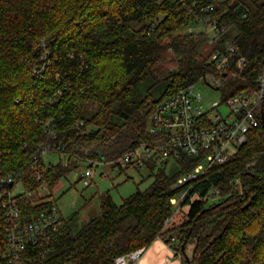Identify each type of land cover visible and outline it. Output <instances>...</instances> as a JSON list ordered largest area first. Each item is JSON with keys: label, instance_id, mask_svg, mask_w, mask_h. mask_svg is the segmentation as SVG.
<instances>
[{"label": "trees", "instance_id": "obj_1", "mask_svg": "<svg viewBox=\"0 0 264 264\" xmlns=\"http://www.w3.org/2000/svg\"><path fill=\"white\" fill-rule=\"evenodd\" d=\"M251 3L0 0V179L26 173L28 189L42 183L50 188L84 160L115 169L126 154L157 141L149 132L156 106L208 74L222 76L225 100L253 92L264 68V0ZM201 16L225 27L219 42L235 46L231 62L246 59L242 72L236 74L235 65L227 73L218 69L212 59L216 48L208 46L204 31L190 30ZM169 55L175 61L171 68ZM263 113L264 105L257 112L259 126L237 154L201 177L194 190L200 198L187 202L182 224L165 225L174 214L173 185L199 159L182 155L171 173L169 161L148 159L153 181L146 190L121 204L109 192L101 194L98 215L76 230L63 217L55 235L30 247L22 264H116L117 257L163 236H174L171 245L178 251L184 242L186 251L194 244L187 251L189 264H264ZM40 146L66 153L67 161L47 170ZM34 157L40 182L34 179ZM213 189L221 199L208 205ZM19 202L28 217L55 204ZM0 264H10L1 251Z\"/></svg>", "mask_w": 264, "mask_h": 264}, {"label": "built area", "instance_id": "obj_2", "mask_svg": "<svg viewBox=\"0 0 264 264\" xmlns=\"http://www.w3.org/2000/svg\"><path fill=\"white\" fill-rule=\"evenodd\" d=\"M202 10H208V8L205 7ZM197 20L201 28L196 30L193 26L190 30L195 33L204 31L209 43L216 48L212 53V59L218 69L227 73L232 71L235 65L236 74L242 72L247 66L246 59L241 57L238 62H231L235 57V46L229 41L226 45L219 42L225 27L220 26L209 16L197 17ZM210 33H213V37ZM200 81L219 90L222 101L215 102L211 107L206 108L203 93L195 89L196 83L165 98L156 106L149 121V132L157 137V141L151 145L140 146L143 148L141 153H137V148L118 161L120 166H129L128 169H132L145 165V160L148 159L164 162L174 161L182 155L198 158L199 162L196 166L179 176L174 182V188L178 189V194L171 199L172 205L177 207L174 214L184 204L189 205L187 203L189 200L200 198L199 193L194 190L208 170L226 163L237 154L239 148L246 142L250 130L259 126L257 112L264 105V68L255 78L256 89L253 92H241L228 100H225L221 90L222 76L208 74ZM221 103L228 106L227 114L219 109ZM47 149H50V146ZM47 149L44 146L39 147L43 155L49 152ZM34 158L33 168L36 170L34 179L40 182L42 174L38 172L39 160ZM98 163L91 162V167L81 175L85 185H90L88 177L92 176V167ZM119 165L116 168H120ZM50 166L46 164V169L48 170ZM25 178L26 173H21L10 174L0 179L3 183L0 184V204L4 209L0 215V251L10 264H22L26 251L30 247L47 243L63 223V216L58 215L59 208L56 203L32 217L24 214L19 198L36 200V203L53 201L50 199L51 189L46 183L34 189H28ZM8 184L12 185L10 189L1 190L2 185ZM217 194L219 190L213 189L206 198L210 199ZM174 214L166 220L165 225L172 220ZM159 238L172 248L171 244L176 242L174 236ZM145 249L146 247H141L123 254L117 257L115 262L116 264H136L142 258ZM176 252L181 254L180 250Z\"/></svg>", "mask_w": 264, "mask_h": 264}, {"label": "rangeland", "instance_id": "obj_3", "mask_svg": "<svg viewBox=\"0 0 264 264\" xmlns=\"http://www.w3.org/2000/svg\"><path fill=\"white\" fill-rule=\"evenodd\" d=\"M223 2L225 0H217ZM247 4H251V0H245ZM195 29L199 30L201 24H195ZM236 31L231 30V35H235ZM213 37V33H210ZM208 46L212 44L207 41ZM204 48V52H209V47ZM172 55L166 60L167 67L171 68L174 63ZM195 89L200 90L204 96V105L206 108L211 107L215 102H221V93L219 90L213 89L210 85H207L203 81H198L195 84ZM225 114L229 112L228 106L225 103H221L219 108ZM143 151L142 147H138L137 153ZM68 155L66 153L59 154L58 152L46 153L44 155V161L48 165H56L59 161L66 162ZM90 161V160H89ZM99 162V161H98ZM91 167L89 162L81 161L78 167H75L68 171L64 176L52 183L50 189L53 200L59 208L58 215L63 216L66 219H72L74 230L81 228L100 211V195L109 192L116 204H121L124 198L132 195L138 189L141 191L146 190L153 181V176L147 165L127 169L121 171L120 168L113 169L108 163L99 162L92 167V176L88 177L90 185H85L81 175L87 168ZM176 164L173 160L168 162L167 171L173 172L176 168ZM241 191V188H239ZM221 199L220 196L211 197L208 205L218 202ZM189 205H183V209L176 211L173 216V220L169 227L175 224H182L186 219V211ZM177 207H174V211ZM194 244L189 245L187 251L190 253ZM187 252V253H188Z\"/></svg>", "mask_w": 264, "mask_h": 264}, {"label": "crops", "instance_id": "obj_4", "mask_svg": "<svg viewBox=\"0 0 264 264\" xmlns=\"http://www.w3.org/2000/svg\"><path fill=\"white\" fill-rule=\"evenodd\" d=\"M181 209H183V206ZM183 256L182 253L178 254L176 250H174L169 244L165 243L162 239L157 238L146 247L142 258L136 264H184Z\"/></svg>", "mask_w": 264, "mask_h": 264}, {"label": "water", "instance_id": "obj_5", "mask_svg": "<svg viewBox=\"0 0 264 264\" xmlns=\"http://www.w3.org/2000/svg\"><path fill=\"white\" fill-rule=\"evenodd\" d=\"M262 124H263V127H264V113L262 114ZM191 231H192V228H190L189 234H190ZM185 245H186V242H184L182 244V246H181V252L185 256V258H186V260L188 261V264H189L190 258H189V255L187 254L186 250H185Z\"/></svg>", "mask_w": 264, "mask_h": 264}]
</instances>
